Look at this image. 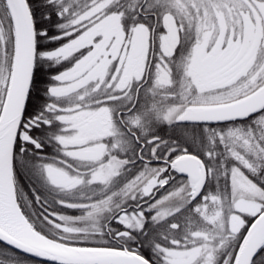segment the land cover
<instances>
[{"label": "snow or ice", "instance_id": "obj_1", "mask_svg": "<svg viewBox=\"0 0 264 264\" xmlns=\"http://www.w3.org/2000/svg\"><path fill=\"white\" fill-rule=\"evenodd\" d=\"M0 264H264V0H0Z\"/></svg>", "mask_w": 264, "mask_h": 264}]
</instances>
